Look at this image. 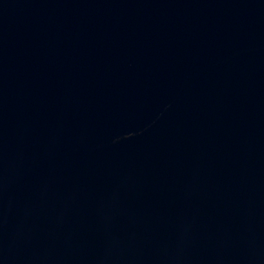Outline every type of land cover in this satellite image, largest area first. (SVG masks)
<instances>
[{"label":"water","instance_id":"1","mask_svg":"<svg viewBox=\"0 0 264 264\" xmlns=\"http://www.w3.org/2000/svg\"><path fill=\"white\" fill-rule=\"evenodd\" d=\"M0 264H264V0H0Z\"/></svg>","mask_w":264,"mask_h":264}]
</instances>
